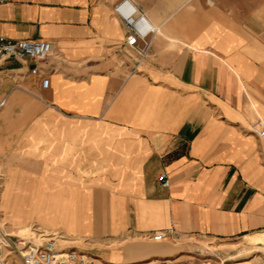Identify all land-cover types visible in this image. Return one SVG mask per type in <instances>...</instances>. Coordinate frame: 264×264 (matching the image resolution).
Returning <instances> with one entry per match:
<instances>
[{"label": "crops", "instance_id": "1", "mask_svg": "<svg viewBox=\"0 0 264 264\" xmlns=\"http://www.w3.org/2000/svg\"><path fill=\"white\" fill-rule=\"evenodd\" d=\"M123 1L0 5V36L52 45L0 63L10 236L34 220L97 264H264V0H127L157 29L135 73Z\"/></svg>", "mask_w": 264, "mask_h": 264}, {"label": "built area", "instance_id": "2", "mask_svg": "<svg viewBox=\"0 0 264 264\" xmlns=\"http://www.w3.org/2000/svg\"><path fill=\"white\" fill-rule=\"evenodd\" d=\"M11 1L0 0V5ZM113 12L122 20L125 27V46L137 56L136 64L132 69V73H135L138 71L140 63L148 56L157 29L148 24H145L144 29H139L138 23L145 22V15L141 9L131 5L127 0L115 5ZM51 51L52 45L48 41L11 40L0 36V63L7 60L40 62L49 57ZM31 74H37L35 67L31 69ZM47 85L48 80L42 79L41 86L46 88ZM3 105L4 100L0 101V110ZM251 132L264 142L263 123L253 124ZM159 181L163 185H167L166 175H160ZM30 235L32 236L29 241L20 240L19 242L18 240L17 243L13 242L9 235L0 236V264H9L7 257L15 252L18 255V264H97L93 258L83 253L59 248L60 237L56 233H47L36 228L30 231ZM156 238H161V236ZM212 263L214 262L210 259L201 262V264ZM219 263L223 264L224 261H219ZM155 264H169V262L160 260Z\"/></svg>", "mask_w": 264, "mask_h": 264}, {"label": "rangeland", "instance_id": "3", "mask_svg": "<svg viewBox=\"0 0 264 264\" xmlns=\"http://www.w3.org/2000/svg\"><path fill=\"white\" fill-rule=\"evenodd\" d=\"M0 193H1V187H0ZM1 206L2 205H1V202H0V236H3V235H9L10 236L11 234H13V232L16 231V228L12 225L11 221L6 216V213H4V211L1 209ZM37 223H38L37 221L28 220L27 223H25L23 226L29 227L30 228V231H32L33 229H36V228H38L40 230H43V231H46L47 233L53 231L52 229H46V228H44L45 229L44 230L42 227L37 226ZM31 236L32 235L29 234V235L24 236V237L19 238V239L11 236V239H12L13 242L17 243L18 240H19V242H20V240L29 241L31 239ZM263 239H264V237H261V239L257 240V243H260L261 244V241ZM244 240H245V238L244 239H240V240L237 241L238 242L237 243V246H235V248L237 250L236 251L237 254L238 253L239 254H242V253L244 254L245 251L246 252L247 251H252V252L254 251L255 252L256 250H261V249H256L254 247L245 246L244 243H243ZM17 249H18V247L16 248V250ZM262 249H264V248H262ZM214 254H216L218 257L221 258V259H218L216 257H211L210 256L211 258H214L215 261H218L219 262L220 260H224V263L223 264L232 263V262H230V260H228L229 257L227 255V252L226 251H224V250L221 251V249H220V250H218V252H215L214 251ZM208 259H209V257H208ZM225 259H227V260H225ZM7 260H8V263L9 264H18L19 263L18 255H17L16 252L14 254L8 255Z\"/></svg>", "mask_w": 264, "mask_h": 264}, {"label": "bare ground", "instance_id": "4", "mask_svg": "<svg viewBox=\"0 0 264 264\" xmlns=\"http://www.w3.org/2000/svg\"><path fill=\"white\" fill-rule=\"evenodd\" d=\"M262 246L264 247V239L261 241Z\"/></svg>", "mask_w": 264, "mask_h": 264}]
</instances>
